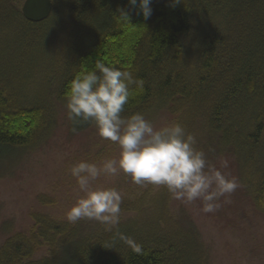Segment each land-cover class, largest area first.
Wrapping results in <instances>:
<instances>
[{
  "label": "trees",
  "instance_id": "obj_1",
  "mask_svg": "<svg viewBox=\"0 0 264 264\" xmlns=\"http://www.w3.org/2000/svg\"><path fill=\"white\" fill-rule=\"evenodd\" d=\"M50 1L49 18L30 23L21 13L24 0H0V40L10 50L0 64L1 160L35 148L53 126L52 105L40 99V87L19 93L20 71L44 39L58 35L53 65L39 77L43 89L53 81L57 100L66 104L71 80L97 61L131 71L144 84L130 86L121 115L182 113L189 120L180 123L192 135L202 121L196 133L240 161L250 197L264 212V0H152L147 20L128 0ZM120 9L129 23L118 19ZM70 124L75 132L95 126L79 119ZM35 223L31 239L16 236L0 249V264H194L190 249L156 231L143 238L120 227L80 238L77 228L46 217L36 216ZM117 232L142 251H132ZM42 243L57 255L31 262Z\"/></svg>",
  "mask_w": 264,
  "mask_h": 264
},
{
  "label": "rangeland",
  "instance_id": "obj_2",
  "mask_svg": "<svg viewBox=\"0 0 264 264\" xmlns=\"http://www.w3.org/2000/svg\"><path fill=\"white\" fill-rule=\"evenodd\" d=\"M57 39L58 35L44 39L20 71L19 93L32 95L33 90L40 87V99H50L54 123L49 134L35 148L0 158V249L16 236L31 239L36 233L35 217L42 216L77 228L80 238L96 237L120 227L143 238L155 235L156 231L161 237L168 236L190 249L194 264H264V212L250 197L252 193L246 181L248 173L225 149L221 152L220 148L210 147L207 134L201 137L196 133L202 125L200 120L193 129L194 147L204 151L210 164L230 177H236L241 185L231 195L220 198L222 206L217 211L205 213L200 201L191 204L177 201L164 187L137 185L118 173L114 176L102 174L93 182V187H115L121 191L123 198L117 226L109 230L95 220L81 219L72 223L67 219L68 210L84 195L70 175V168L81 161L99 167L106 159H117L120 149L116 143L99 137L95 126L73 131L65 104L57 100L54 82L50 81L51 85L49 83L43 89L44 78L39 77L44 74V66L53 65L56 54V41L53 40ZM9 52L4 39L0 40V64L5 62V53ZM183 116L166 109L156 110L146 119L159 129L173 122H187L188 117L182 120ZM183 127L186 130L187 126ZM222 159L228 160V168H221ZM56 255L50 245L42 243L35 246L30 261L39 262Z\"/></svg>",
  "mask_w": 264,
  "mask_h": 264
},
{
  "label": "clouds",
  "instance_id": "obj_3",
  "mask_svg": "<svg viewBox=\"0 0 264 264\" xmlns=\"http://www.w3.org/2000/svg\"><path fill=\"white\" fill-rule=\"evenodd\" d=\"M151 3L152 0H128V5L137 8L144 20L152 14ZM118 13V19L129 23L126 11L120 9ZM133 84L143 88L144 81L134 78L129 70L100 61L70 82L65 104L67 118L91 121L99 137L116 143L120 152L117 159H106L99 167L81 161L70 168V175L84 195L68 210L67 219L72 223L95 220L109 230L117 226L121 191L115 187H93V182L102 174L118 173L137 185L164 187L177 201L188 204L200 201L205 213L217 211L222 206L220 198L231 195L241 186L238 179L210 164L205 152L194 147L195 136L187 133L180 123L156 129L142 113L123 117L121 113ZM228 167V160L222 159L221 168ZM116 236L135 253L142 251V246L130 236L119 232Z\"/></svg>",
  "mask_w": 264,
  "mask_h": 264
},
{
  "label": "water",
  "instance_id": "obj_4",
  "mask_svg": "<svg viewBox=\"0 0 264 264\" xmlns=\"http://www.w3.org/2000/svg\"><path fill=\"white\" fill-rule=\"evenodd\" d=\"M52 12L50 0H24L21 13L30 23H41L47 20Z\"/></svg>",
  "mask_w": 264,
  "mask_h": 264
}]
</instances>
